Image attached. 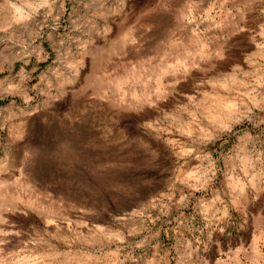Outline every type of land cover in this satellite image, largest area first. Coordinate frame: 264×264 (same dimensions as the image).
I'll list each match as a JSON object with an SVG mask.
<instances>
[{"label": "rangeland", "instance_id": "1", "mask_svg": "<svg viewBox=\"0 0 264 264\" xmlns=\"http://www.w3.org/2000/svg\"><path fill=\"white\" fill-rule=\"evenodd\" d=\"M0 264H264V0H0Z\"/></svg>", "mask_w": 264, "mask_h": 264}]
</instances>
